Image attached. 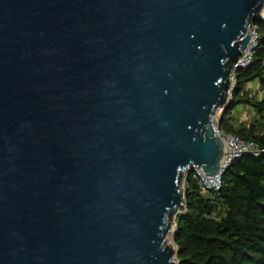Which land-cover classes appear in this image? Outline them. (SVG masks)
I'll return each instance as SVG.
<instances>
[{
  "label": "water",
  "instance_id": "obj_1",
  "mask_svg": "<svg viewBox=\"0 0 264 264\" xmlns=\"http://www.w3.org/2000/svg\"><path fill=\"white\" fill-rule=\"evenodd\" d=\"M264 0H0V264H178L183 180Z\"/></svg>",
  "mask_w": 264,
  "mask_h": 264
},
{
  "label": "trees",
  "instance_id": "obj_2",
  "mask_svg": "<svg viewBox=\"0 0 264 264\" xmlns=\"http://www.w3.org/2000/svg\"><path fill=\"white\" fill-rule=\"evenodd\" d=\"M259 38L253 59L235 72L236 85L219 118V127L254 140L260 154L235 159L222 175L221 190L204 194L195 169L186 178V210L179 213L173 238L178 264H264V97L247 85L264 87V20L255 21ZM255 118L239 121L238 109Z\"/></svg>",
  "mask_w": 264,
  "mask_h": 264
},
{
  "label": "built area",
  "instance_id": "obj_3",
  "mask_svg": "<svg viewBox=\"0 0 264 264\" xmlns=\"http://www.w3.org/2000/svg\"><path fill=\"white\" fill-rule=\"evenodd\" d=\"M259 17L261 18V20H264V6L259 13ZM248 31L251 35L250 38L252 44L250 49L243 52L239 60L235 63L232 72L233 84L230 89V94L235 87L236 70L238 68L245 67L248 63H250V61L253 59L254 49L258 42L259 32L257 23L255 21L249 23ZM212 123L214 125L215 134L217 136H220L224 142L225 152L221 160L220 168L212 175H208L202 168H194L196 171L195 176L199 181L201 191L204 194L209 195L210 197H214L221 190L222 175L235 159L250 153L256 155L261 153L260 147L254 140L244 139L233 132H225L221 130L219 127V118L216 117V114L212 119Z\"/></svg>",
  "mask_w": 264,
  "mask_h": 264
},
{
  "label": "rangeland",
  "instance_id": "obj_4",
  "mask_svg": "<svg viewBox=\"0 0 264 264\" xmlns=\"http://www.w3.org/2000/svg\"><path fill=\"white\" fill-rule=\"evenodd\" d=\"M232 84H233V80H231V86H232ZM235 85H236V83H235ZM259 85H260L259 82L256 81V80H254V81H252L250 83L249 86L247 85L246 88L247 89H250L253 92H255L256 88H257V90H260ZM232 92H233V90L231 91V94L229 96V99L232 96ZM237 112H239V113H237V116H239V121L238 122L243 121L244 123H249L251 120H253L255 118V113H254V111L251 108L245 107L243 109H238ZM221 113H222V111L219 109L217 111V113H216V117L220 118ZM185 189H186V179L183 180V191H184V193H185ZM185 205H186V202H185ZM185 210H186V208L179 210V212L177 213V215L174 218L173 228H172L171 232L167 236V242H169L170 245L176 247V249H177V245L175 244V241H174V238H173L174 230H175V227H176V224H177L176 219H177L178 214L179 213H182ZM176 257L177 256L175 255V257H174L175 260H177Z\"/></svg>",
  "mask_w": 264,
  "mask_h": 264
},
{
  "label": "bare ground",
  "instance_id": "obj_5",
  "mask_svg": "<svg viewBox=\"0 0 264 264\" xmlns=\"http://www.w3.org/2000/svg\"><path fill=\"white\" fill-rule=\"evenodd\" d=\"M246 33L250 34L249 31H248V26H247V31H246ZM251 44H252V42H251V38H250V40H249V42H248L246 48L242 50L241 55L243 54V52H245L246 50H249V49H250ZM241 55L239 56V58L241 57ZM239 58H238V60H239ZM197 168H201V167H197ZM172 228H173V227H171L170 231L166 234V242H167V236H168V234L171 232ZM169 245H170V244H169Z\"/></svg>",
  "mask_w": 264,
  "mask_h": 264
},
{
  "label": "crops",
  "instance_id": "obj_6",
  "mask_svg": "<svg viewBox=\"0 0 264 264\" xmlns=\"http://www.w3.org/2000/svg\"><path fill=\"white\" fill-rule=\"evenodd\" d=\"M251 83V82H250ZM250 83L248 84V86L250 85ZM260 84V83H259ZM259 88H260V90H257V88H256V90H255V92H253V91H251L250 89V92L252 93V94H257L258 95V97H264V87H262V86H260L259 85ZM262 93V94H261Z\"/></svg>",
  "mask_w": 264,
  "mask_h": 264
}]
</instances>
